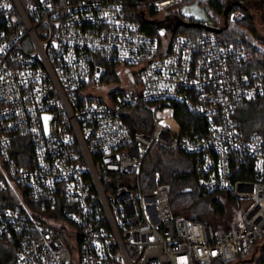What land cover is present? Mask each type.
Masks as SVG:
<instances>
[{
    "label": "built area",
    "instance_id": "built-area-1",
    "mask_svg": "<svg viewBox=\"0 0 264 264\" xmlns=\"http://www.w3.org/2000/svg\"><path fill=\"white\" fill-rule=\"evenodd\" d=\"M181 1L142 8L170 13ZM124 5L0 0V245L10 264H72L71 240L80 264H235L264 239V120L245 134L235 119L241 103L264 100L250 49L203 29L154 36ZM140 103L158 107L149 134L127 123ZM171 104L204 127L182 135ZM153 147L190 158L204 193L231 194L236 226L175 217L157 179L141 190Z\"/></svg>",
    "mask_w": 264,
    "mask_h": 264
},
{
    "label": "trees",
    "instance_id": "trees-1",
    "mask_svg": "<svg viewBox=\"0 0 264 264\" xmlns=\"http://www.w3.org/2000/svg\"><path fill=\"white\" fill-rule=\"evenodd\" d=\"M123 1L125 3V16L139 22L143 30L154 36L158 35V29L169 31L171 37L195 38L202 32V29L178 25L183 21L180 16V9L184 5L191 4L194 0H182L173 11L164 14L148 12L143 9L142 3L144 0ZM203 5L210 20L215 21L221 28L217 36L229 43L250 49L254 57L252 67L264 73V52L258 48L264 46V0H210ZM234 13H241L242 17L236 26L230 30L228 23ZM112 79L116 81V78ZM171 108L182 135H191L196 132V129L204 127L202 119L193 115L183 105L171 104ZM157 109L158 107L152 103H140L133 108L131 116L127 120L133 133L143 132L149 134L153 129V119ZM235 119L239 122L241 130L245 134L252 130H258L260 121L264 120V100L241 103L236 109ZM102 175L104 177L103 182L105 179H110L113 182L122 184V176ZM200 176L195 170L193 161L187 156L179 152L153 147L143 163L139 176V186L143 191L148 190L151 185L155 184L156 179L167 185L169 187V205L175 217L200 222L213 229L229 230L235 227V224L226 228L217 227L214 225L218 224L211 222L212 220L222 223L230 215V218L236 223L239 206L228 192L204 193L198 182ZM235 179H246V177L238 175ZM192 183L197 188L195 193H192V188L186 191V187H191ZM188 196L189 198H187ZM200 198H210L208 207L210 213L203 214L190 208ZM257 253L258 256L254 258ZM251 258L252 260H250ZM11 261L12 253L10 249L0 245V264H10ZM235 264H264V239L254 248L250 257Z\"/></svg>",
    "mask_w": 264,
    "mask_h": 264
},
{
    "label": "water",
    "instance_id": "water-1",
    "mask_svg": "<svg viewBox=\"0 0 264 264\" xmlns=\"http://www.w3.org/2000/svg\"><path fill=\"white\" fill-rule=\"evenodd\" d=\"M210 0H194L191 4L184 5L180 9V16L185 19L178 25H184L187 27H193L198 29H203L214 34L220 33L221 29L217 27L215 21L210 20L207 12L204 9V6H201L200 3H208ZM187 21H191L190 23ZM158 34L161 35L162 31H158ZM240 219V215H238Z\"/></svg>",
    "mask_w": 264,
    "mask_h": 264
},
{
    "label": "rangeland",
    "instance_id": "rangeland-1",
    "mask_svg": "<svg viewBox=\"0 0 264 264\" xmlns=\"http://www.w3.org/2000/svg\"><path fill=\"white\" fill-rule=\"evenodd\" d=\"M242 30H243V28H242ZM248 38H250V37L248 36ZM261 49L264 50V47H262ZM135 80L138 84L141 81L139 76H135ZM45 121H47V119H45ZM190 188H192V193H195L197 190L196 185L194 183L191 184V187H189V186L186 187V189H187L186 191H189ZM187 198H189V196ZM209 202H210V198H207V199L200 198L194 205H192V207L190 206V208H193V210L195 212L208 214V213H210V208H208ZM229 218H230V215L222 223H217V222L212 221V220H211V222L213 224H218V225H214V226L222 227V228L234 226L235 221L233 219H231V218L229 219ZM68 245H69L68 247H69V250L71 253V257H72V264H80V251H79L77 244L71 240ZM257 256H258V253L254 256V258ZM250 260H252V258Z\"/></svg>",
    "mask_w": 264,
    "mask_h": 264
},
{
    "label": "flooded vegetation",
    "instance_id": "flooded-vegetation-1",
    "mask_svg": "<svg viewBox=\"0 0 264 264\" xmlns=\"http://www.w3.org/2000/svg\"><path fill=\"white\" fill-rule=\"evenodd\" d=\"M203 4H204V3H202V2L200 3L201 6H204ZM183 20L185 21V19H183ZM187 22H189V21H187Z\"/></svg>",
    "mask_w": 264,
    "mask_h": 264
}]
</instances>
